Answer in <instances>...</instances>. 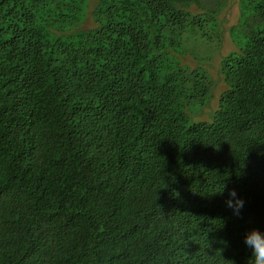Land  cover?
Wrapping results in <instances>:
<instances>
[{
    "label": "trees",
    "instance_id": "1",
    "mask_svg": "<svg viewBox=\"0 0 264 264\" xmlns=\"http://www.w3.org/2000/svg\"><path fill=\"white\" fill-rule=\"evenodd\" d=\"M254 227L264 0H0V264H250Z\"/></svg>",
    "mask_w": 264,
    "mask_h": 264
},
{
    "label": "clouds",
    "instance_id": "2",
    "mask_svg": "<svg viewBox=\"0 0 264 264\" xmlns=\"http://www.w3.org/2000/svg\"><path fill=\"white\" fill-rule=\"evenodd\" d=\"M87 13L88 12H84V20L82 22L83 26H86V23L89 24L91 22V18L89 17V15H87ZM223 22H225V24L227 23L230 24L231 20H229L228 14L224 15ZM225 31L226 29L224 30V32ZM224 36L227 37L226 35ZM219 50L221 51V48H219ZM184 55L186 56L184 61H186L187 64H189L190 66L196 65L197 62L196 54L193 56L191 52H187ZM202 66L208 69L215 78L216 85L214 88H216V90L212 91L211 96L208 95L206 97H201L198 99L199 101L188 104V106H192L191 108H188V110L194 109L195 110L194 115L197 118L210 120L217 106V102H218L217 100L219 98L218 97L219 90L222 87L223 83L220 77H216L215 62L213 64H206L204 60L202 62ZM196 103H200V105L197 106L195 105ZM226 187H227L226 184H221L219 191H216L213 194L223 195ZM225 204L228 208L232 210L235 216H239L241 210L244 207V200L243 198L237 195L235 189H228V198H226ZM244 244L251 251L250 264H264V230H260L254 227L248 232H246L244 236Z\"/></svg>",
    "mask_w": 264,
    "mask_h": 264
},
{
    "label": "rangeland",
    "instance_id": "3",
    "mask_svg": "<svg viewBox=\"0 0 264 264\" xmlns=\"http://www.w3.org/2000/svg\"><path fill=\"white\" fill-rule=\"evenodd\" d=\"M228 18H229V20H232L230 14L228 15ZM227 44H228V43L225 41V42L223 43V45H222V48H223V49H222V48H221V49H222V50H225V48L227 47Z\"/></svg>",
    "mask_w": 264,
    "mask_h": 264
}]
</instances>
